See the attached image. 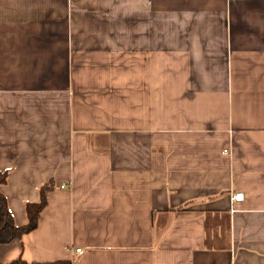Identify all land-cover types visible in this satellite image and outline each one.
Wrapping results in <instances>:
<instances>
[{"label": "crops", "instance_id": "obj_1", "mask_svg": "<svg viewBox=\"0 0 264 264\" xmlns=\"http://www.w3.org/2000/svg\"><path fill=\"white\" fill-rule=\"evenodd\" d=\"M0 170V264H264V0H0Z\"/></svg>", "mask_w": 264, "mask_h": 264}, {"label": "trees", "instance_id": "obj_2", "mask_svg": "<svg viewBox=\"0 0 264 264\" xmlns=\"http://www.w3.org/2000/svg\"><path fill=\"white\" fill-rule=\"evenodd\" d=\"M8 177L7 170H0V185L6 183ZM52 186L51 182H46L39 188L40 199L35 203H27V222L17 225L8 209L6 197L0 190V243L8 242L23 233L29 232L36 227L37 219L41 208L45 205V194ZM3 264H70L68 260H58L53 262H26L21 257L15 258Z\"/></svg>", "mask_w": 264, "mask_h": 264}, {"label": "built area", "instance_id": "obj_3", "mask_svg": "<svg viewBox=\"0 0 264 264\" xmlns=\"http://www.w3.org/2000/svg\"><path fill=\"white\" fill-rule=\"evenodd\" d=\"M243 198V192L242 191H236L231 195V200L233 202H238L242 200ZM76 251H80V248H76Z\"/></svg>", "mask_w": 264, "mask_h": 264}]
</instances>
